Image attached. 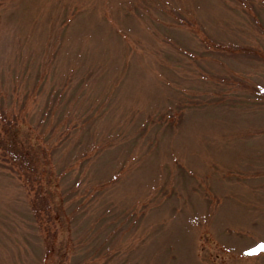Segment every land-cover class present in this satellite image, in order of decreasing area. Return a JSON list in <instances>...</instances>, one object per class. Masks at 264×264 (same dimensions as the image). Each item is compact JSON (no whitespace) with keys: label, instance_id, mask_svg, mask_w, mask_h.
<instances>
[{"label":"rangeland","instance_id":"1","mask_svg":"<svg viewBox=\"0 0 264 264\" xmlns=\"http://www.w3.org/2000/svg\"><path fill=\"white\" fill-rule=\"evenodd\" d=\"M0 264H264V0H0Z\"/></svg>","mask_w":264,"mask_h":264}]
</instances>
